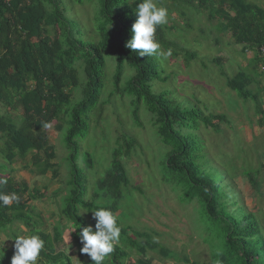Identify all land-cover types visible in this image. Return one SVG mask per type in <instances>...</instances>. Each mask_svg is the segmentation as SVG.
<instances>
[{"label": "trees", "instance_id": "1", "mask_svg": "<svg viewBox=\"0 0 264 264\" xmlns=\"http://www.w3.org/2000/svg\"><path fill=\"white\" fill-rule=\"evenodd\" d=\"M96 1L98 5L95 29L98 39L88 42L79 36L74 24L66 17L64 7L55 0H0V156L6 164L24 160L31 153V162L39 165L40 172H47L53 166L48 163L53 156L48 147L46 128L53 123L66 124L64 147L68 152L69 195L62 204L61 214L72 225L79 227L72 233L73 245L77 248L80 264H91L87 254H81L80 228L87 226L79 215V209L92 212L99 205L85 198L87 193L85 171L78 163V139L90 131L89 114L100 104L103 91L105 55L114 57L111 95L129 98L133 121L140 126L139 112L144 104L150 114V123L161 142L169 147L166 160L162 162V178L169 184L186 186L188 201L196 200L203 208L207 229L215 233L220 241L216 254V264H264V237L254 214L233 197L238 192L228 182L217 176L209 177L204 166L201 151L202 141L197 131L200 125L217 129L214 122H227L225 115L200 112L198 108L181 107L167 98L166 93H153L151 83L167 79L160 72V63L154 56L139 57L125 47L131 38V25L137 19L135 6L140 0H75ZM185 5L196 3V8L205 9L207 3H214L219 10L225 7L233 14H226L220 25L221 33L229 34L233 44L240 47L241 53L257 51L254 62H263L259 49L264 46V9L246 0H179ZM193 6V5H192ZM178 8V7H177ZM156 39L161 50H171V56L183 53L184 61L195 58L194 52L185 49H172L171 42L162 26H158ZM177 50V51H175ZM259 55V56H258ZM259 57V58H258ZM262 57V58H261ZM260 59V60H259ZM264 60V58H263ZM125 65L133 74L122 83ZM81 69V70H80ZM86 78L84 94L72 107V96L65 89L79 86L78 72ZM225 76L224 72H221ZM257 77V76H256ZM256 77L249 78L255 80ZM226 87L235 92L243 101H253L264 124V104L258 102V93L249 88L247 73L240 70L233 77L225 76ZM264 95V87L259 91ZM10 113L15 114L12 117ZM123 138V137H122ZM121 137L112 150L107 179L99 181L106 192L131 185L128 172L121 161L128 156L130 142ZM43 154V158L40 157ZM5 165H0V173ZM55 172V171H53ZM216 177V178H215ZM109 178V179H108ZM0 181V191L16 193L19 202L9 206L0 205V226L15 221H25L28 192L4 175ZM116 189V190H117ZM47 186L33 189L32 199H41ZM119 196V191H118ZM186 196V197H187ZM117 197V196H116ZM101 206V205H100ZM109 208L113 213L115 207ZM24 220V221H23ZM27 224V223H26ZM262 230V228H261ZM140 237L128 227L121 226L119 242L125 247L136 249L139 255L146 253V247L128 235ZM145 235H143L144 237ZM42 238H47L41 235ZM168 257V252H162ZM9 258L4 255L1 264ZM52 260V259H51ZM55 261V259H54ZM60 264H72L65 253ZM186 264H192L185 259ZM104 264H149L137 259L130 260L125 248L118 244L106 258Z\"/></svg>", "mask_w": 264, "mask_h": 264}, {"label": "rangeland", "instance_id": "2", "mask_svg": "<svg viewBox=\"0 0 264 264\" xmlns=\"http://www.w3.org/2000/svg\"><path fill=\"white\" fill-rule=\"evenodd\" d=\"M55 1L64 7L66 17L74 24L80 38L88 42L97 41L96 1H83L81 4L75 0ZM246 1L264 9V0ZM214 3L217 2L207 3L205 9L196 8L195 2L179 8L183 5L179 0H158V6L167 8L169 13L168 23L163 28L168 39L173 42L171 48H182L194 52L196 56L187 62L181 52L166 60L154 56L160 63L162 76L167 79L152 82L151 89L153 93H166L169 100L181 107H196L205 115H225L229 123L227 132L223 129V122H216L220 125L215 130L200 125L197 131L198 138L202 141L201 151L206 174L209 177L216 175L220 180L225 179L235 188L238 195L234 194L233 197L238 204H244L254 214L264 237V197L248 204L241 197V191L248 190L251 186L257 190L264 188V134L257 136L249 131L241 135L236 131V121H240L233 120L228 112L244 114L248 121L247 115H258L256 104L239 99L235 92L226 87L224 78L233 77L243 70L248 75V88L253 93H258V102L264 104V95L259 92L264 87L263 62H254L257 51L241 53L240 47L233 44L231 36L221 33L222 18L233 13L227 7L219 10ZM114 65V57L106 54L100 104L88 116L90 131L77 142V163L84 169L86 177L85 198L99 206L115 207L114 214L118 217L119 225L142 236H132L130 231L128 235L140 244L149 242L154 245L152 249L147 246L146 253L139 255L136 249L118 242L119 246L126 249L130 260L135 262L140 259L149 264H186L185 259H188L192 264H216L220 241L213 231L207 229L208 222L202 206L196 200H187L186 186L169 184L162 178V162L166 160L169 147L161 142L151 126V116L144 104L139 112L141 125L137 126L131 117L129 98L111 95ZM132 74L133 71L125 65L122 83ZM250 76H257L255 80L258 82L249 78ZM78 77L80 82L77 88L65 89L72 96L70 107L79 102L85 93L84 73L79 71ZM248 124L253 126L252 122ZM65 129V122L53 123L46 128L48 147L53 154L48 163L53 166L38 181L40 188L47 186V192L60 187L53 194H45L47 198L43 200V204L50 205L49 211L53 212L58 211V205L63 204L61 201L65 202L70 190L66 184L69 166L68 152L64 147ZM120 137V143L123 138L130 142L129 155L122 156L121 161L128 172L131 185L120 186L118 189L114 187L115 191L109 188L106 192L99 181L107 179L112 150ZM4 163L0 156V165ZM79 215L87 226L92 225L94 228L92 212L79 209ZM26 218H30L33 224L31 213ZM72 227V223L67 221L64 238L70 246H73V232L69 233V237L68 232ZM163 251L168 252L167 258L163 256ZM76 263L79 264L77 260Z\"/></svg>", "mask_w": 264, "mask_h": 264}, {"label": "clouds", "instance_id": "3", "mask_svg": "<svg viewBox=\"0 0 264 264\" xmlns=\"http://www.w3.org/2000/svg\"><path fill=\"white\" fill-rule=\"evenodd\" d=\"M135 12L137 19L131 25V38L125 43V47L139 57L155 56L164 60L168 59L172 54L171 50H161V45L156 39L158 26L168 23L167 8L158 6V0H140L135 6ZM3 183L6 181H0V184ZM19 199L16 193L7 194L0 191L2 206L19 202ZM92 216L95 221L94 228L92 225L80 228L79 240L82 247L79 252L87 254L91 264H104L121 238V226L118 223V217L107 207L98 206L92 210ZM78 227L74 225L68 232V237L69 233ZM9 239L14 240L12 245L14 252L10 264H38L45 245L39 234L28 233L21 228L14 236L8 234L0 236V261L4 256L5 241Z\"/></svg>", "mask_w": 264, "mask_h": 264}, {"label": "crops", "instance_id": "4", "mask_svg": "<svg viewBox=\"0 0 264 264\" xmlns=\"http://www.w3.org/2000/svg\"><path fill=\"white\" fill-rule=\"evenodd\" d=\"M229 116L233 117V120H239L235 129L237 132L241 133V135L246 134L249 131H252L255 135L259 136L264 134V124H260L259 120L261 116H258L254 113L247 115L248 121L245 119L244 114H236V112H228ZM12 117H15V114L10 113ZM219 114V113H217ZM224 115V114H223ZM248 122H252L253 126H249ZM225 131H228V122H223ZM214 124L219 128L218 123L214 122ZM244 137V136H242ZM40 157L43 158V154H40ZM31 153L27 155V157L22 161H16L12 164H6L4 169L1 171V175L9 176L14 183L26 186L28 188V192L25 193L23 199H27L29 197L30 200L27 201V214H23L28 216L31 213L33 218V224L31 223L30 218L27 219L25 217V221H15L11 223H6L0 226V236L4 234H8L14 236L18 233V231L23 228L28 233H37L40 236L44 235L47 238H42L45 242L44 250L41 253V259L38 261V264H60L59 259L63 258V255L67 253L70 257L72 264H77V248L73 245L70 246L69 242L65 240V228L67 227V220L61 214L62 204L58 205V211L53 212L49 211L50 205H44L43 200L46 199V195L41 199H32L29 195L30 191L33 189H40L39 180L40 176H45L47 172H40L39 165L33 164L31 162ZM39 176V178H37ZM43 187V186H42ZM248 187H250L248 185ZM60 190V187L51 190L48 192L51 194ZM46 192V194L48 193ZM242 201L246 204L255 203L258 201V198L264 197V188L257 190L254 186H251L248 190L241 191ZM239 194V195H241ZM63 203V201H61ZM45 206V208H43ZM27 223V224H26ZM14 243L13 239H9L5 241V245L3 247L4 255L9 256V258L4 262L5 264H10L11 257L13 255L14 249L12 247ZM52 259V260H51ZM55 259V261H54ZM76 259V260H75ZM79 263V262H78ZM1 264V262H0ZM80 264V263H79Z\"/></svg>", "mask_w": 264, "mask_h": 264}, {"label": "built area", "instance_id": "5", "mask_svg": "<svg viewBox=\"0 0 264 264\" xmlns=\"http://www.w3.org/2000/svg\"><path fill=\"white\" fill-rule=\"evenodd\" d=\"M259 52H260L261 56L264 58V46L260 47Z\"/></svg>", "mask_w": 264, "mask_h": 264}]
</instances>
